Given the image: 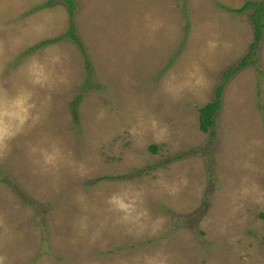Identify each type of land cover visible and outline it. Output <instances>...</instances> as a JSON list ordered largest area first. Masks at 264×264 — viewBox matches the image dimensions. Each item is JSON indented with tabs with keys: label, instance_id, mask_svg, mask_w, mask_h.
Wrapping results in <instances>:
<instances>
[{
	"label": "rangeland",
	"instance_id": "obj_1",
	"mask_svg": "<svg viewBox=\"0 0 264 264\" xmlns=\"http://www.w3.org/2000/svg\"><path fill=\"white\" fill-rule=\"evenodd\" d=\"M245 1L0 0V264H264Z\"/></svg>",
	"mask_w": 264,
	"mask_h": 264
},
{
	"label": "trees",
	"instance_id": "obj_2",
	"mask_svg": "<svg viewBox=\"0 0 264 264\" xmlns=\"http://www.w3.org/2000/svg\"><path fill=\"white\" fill-rule=\"evenodd\" d=\"M68 8V13L71 16L74 8V0H65ZM247 8H252V12L249 15V19L252 24L253 29V41L250 42V47L248 52L237 62L235 66L226 68L222 74H221V80L220 83L215 87L214 90V96L210 101H207L202 106L198 108V127L203 132H208L211 137L215 134V129L213 127L215 122V114L217 110L220 108V94L223 89V85L225 81L229 78L232 73L240 68L241 66L245 65L246 62L251 59V56L254 55V51L256 48L257 43L259 42L263 28H264V0H246L244 3H242L241 6L233 8L232 10L235 11H242ZM67 35L69 36L80 48H82V42L80 39L76 36L74 31V22L73 20H69V24L63 34H61L59 37ZM56 39V38H55ZM51 39H44L40 41V44L49 42ZM85 87V86H84ZM83 87V88H84ZM79 98L76 97L72 101L71 109L72 112H76V106L74 105L75 102H77ZM148 148L152 151L155 150V145L150 144Z\"/></svg>",
	"mask_w": 264,
	"mask_h": 264
}]
</instances>
